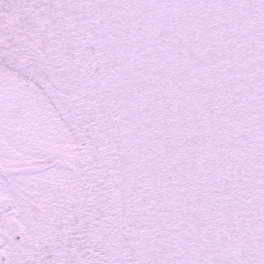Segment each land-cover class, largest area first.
Here are the masks:
<instances>
[{"label": "snow or ice", "instance_id": "obj_1", "mask_svg": "<svg viewBox=\"0 0 264 264\" xmlns=\"http://www.w3.org/2000/svg\"><path fill=\"white\" fill-rule=\"evenodd\" d=\"M0 264H264V0H0Z\"/></svg>", "mask_w": 264, "mask_h": 264}]
</instances>
